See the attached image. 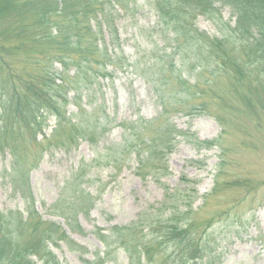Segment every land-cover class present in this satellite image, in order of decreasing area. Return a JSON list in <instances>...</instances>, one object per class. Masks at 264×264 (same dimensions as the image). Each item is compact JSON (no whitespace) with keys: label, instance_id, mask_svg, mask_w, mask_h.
<instances>
[{"label":"trees","instance_id":"1","mask_svg":"<svg viewBox=\"0 0 264 264\" xmlns=\"http://www.w3.org/2000/svg\"><path fill=\"white\" fill-rule=\"evenodd\" d=\"M147 1L155 13L154 29L160 33L165 49L175 46V52L155 58L144 71L137 66L141 76L149 84L157 74L159 80L165 79L166 86L177 85L174 93L182 102L179 106L190 108L186 114L205 112L223 127L219 110L231 111L236 120L243 122L249 123L251 118L264 120V0ZM132 2L135 0H0V153L9 150L14 160L10 175L17 176L11 185L26 206L24 213H0V264H34L30 258H37L43 264H61L51 250L59 249L61 244L77 254L84 264H114L117 250L127 258L128 264H209L211 261L215 249L209 242L208 231L212 226L203 227L193 220L197 191L188 180H183V184L189 187L171 192L156 178V183L164 189L158 206L140 213L128 225L107 230L96 228L87 233L80 225L79 216H89L94 199L75 183L77 179L62 188L71 195L62 199L64 193L60 194L57 202L46 210L51 218L63 221L66 228L43 221L35 209L29 177L24 172L26 158L21 153L31 145L41 146L38 136L43 134L49 116L59 121V127L44 141H53L55 148H65L67 144L74 147L75 140L89 132L87 128H77L61 111L69 104L70 93L75 104L83 92L91 96L101 92L100 80L129 67L119 50L121 46H116L120 43L116 20L117 10L125 11ZM226 8L235 20L233 28L229 24L220 28L225 25L220 9ZM199 18L214 23L220 37L210 38L200 33L196 27ZM107 36L112 38L110 46H116L114 52L105 40ZM146 71L155 74L147 75ZM166 73L172 79H168L169 84ZM222 81L226 86L231 84L228 88L232 91H228L234 97L216 92ZM215 103L223 109L218 107L217 111L211 105ZM76 106L79 112H84L82 106ZM167 113L164 107L156 121ZM65 122L69 133L61 139ZM255 127L260 129L258 123ZM129 130L133 133L128 134L129 138L133 136L143 146L139 151L134 150L135 153L171 150L175 140L172 135H179L173 128L172 131L162 128L155 131L154 139L150 141L148 137L142 142L137 128ZM127 141L124 133L119 144L107 149L112 151L110 160L114 165L121 162L117 156L125 153ZM151 142L153 145L149 147ZM193 144L199 150L219 147V141L202 142L197 138ZM145 159L142 157L140 162ZM219 186L217 181L215 189ZM87 234L102 247L90 260L83 259L86 250L70 238V235Z\"/></svg>","mask_w":264,"mask_h":264},{"label":"rangeland","instance_id":"2","mask_svg":"<svg viewBox=\"0 0 264 264\" xmlns=\"http://www.w3.org/2000/svg\"><path fill=\"white\" fill-rule=\"evenodd\" d=\"M117 12L120 43L116 46H121L119 50L129 67L100 80L101 92L97 91L92 96L83 92L80 101H75V104L73 93H70L67 97L69 104L61 111L72 119L77 128H87L89 132L77 138L74 147L67 144L65 148H55L53 141H44L49 140L59 127V121L49 116L43 134L38 136L41 146L31 145L21 153L26 158L24 172L29 177L36 211L43 221L65 227L63 221L51 218L46 210L57 202L60 194L64 193L62 199L69 197L71 193L62 188L67 182L77 179L75 183L94 199L89 216H79L80 225L87 233L96 228L107 230L128 225L140 213L158 206L163 199L164 189L156 183V178L159 177L171 192L189 187L183 184V180H188L194 183L197 191L193 220L203 227L212 226L208 235L215 251L209 264H264V120L251 118L249 123L243 122L236 120L231 111L219 110L225 123L223 127L205 112L197 110L186 114L190 108L179 106L182 102L174 93L178 90L177 85L166 86L165 79L159 80L157 74L146 71L144 73L147 75L155 74L153 85L149 84L137 71V66L144 71L155 58L175 52V46L165 49L160 33L154 29L155 13L150 3L135 0L125 11L118 9ZM220 17L225 24L220 28L228 24L232 28L235 26L228 8L220 9ZM196 27L210 38L220 37L219 28L205 18H199ZM105 40L114 52L116 46H110L112 38L107 36ZM109 71L112 69L109 68ZM165 77L169 84L168 79H172L167 73ZM223 83L216 87V92L221 96L228 93L230 98L234 97L235 94L230 92L232 88H228L231 84L226 86ZM224 85L226 87L223 88ZM76 103L82 106L84 112H79ZM211 105H215L217 111L218 107L223 109L220 104ZM164 107H167L168 113L156 121ZM256 123L260 129L255 127ZM93 126L101 127L94 130ZM130 127L137 128L142 142L148 137L150 141L154 139L155 131L162 128H169L170 131L173 128L179 135H172L175 140L171 150L135 153L143 146L133 136L129 138L128 134H133ZM62 129L61 139L68 136L67 122ZM124 133L128 139L124 145L125 153L117 156L121 162L114 165L110 160L112 151L107 149L119 144ZM195 138L202 142L219 141V147L199 150L193 144ZM152 145L151 142L149 147ZM142 157L146 158L143 163L140 162ZM13 162L9 150L0 153L2 214L15 211L24 213L26 208L11 185L12 179L17 176L10 175ZM217 181L220 186L215 189ZM70 238L86 250L83 259L90 260L98 250H102L90 234L70 235ZM51 250L61 264H84L64 244L59 249ZM115 252L119 254L114 264H128L127 258L119 250ZM30 259L34 264H43L37 258Z\"/></svg>","mask_w":264,"mask_h":264}]
</instances>
